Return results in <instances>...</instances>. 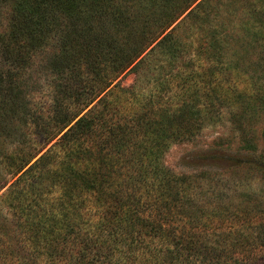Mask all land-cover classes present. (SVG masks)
Here are the masks:
<instances>
[{"label": "rangeland", "instance_id": "rangeland-1", "mask_svg": "<svg viewBox=\"0 0 264 264\" xmlns=\"http://www.w3.org/2000/svg\"><path fill=\"white\" fill-rule=\"evenodd\" d=\"M103 3L108 5L99 15L101 25L93 22L92 32L104 30L110 38L117 37L109 13H103L114 4L137 12L134 4L138 1ZM260 3L207 0L201 14L198 10L199 18L184 22L179 31L182 37L176 41L166 36L189 9L162 32L158 19L164 17L159 5L153 21L137 17L133 42L126 44L121 34L117 49L133 50L138 46L134 44H140L141 31L147 40L156 39L113 81H118L113 89L117 104L111 102L100 109L101 113L92 115L94 133L64 145L58 137L48 143L44 139L47 132L54 131L58 109L78 106L73 95L81 90L67 88V79L76 80L78 75L87 81L100 74L107 78L112 71L106 69V74L103 64L88 62L87 66L82 62L79 66L75 61L72 67L80 68L76 67L77 75L71 77L69 69L64 73L47 69L48 60L40 54L29 66L26 62L20 67L0 61V74L2 67L7 68L13 79L10 90L6 78L0 81V183L6 181L0 188V264H111L105 259L114 247L110 232L118 230L119 219H127L132 210L139 220L127 235L129 241L133 236L136 247L133 252L126 250V257L118 264H264V161L259 160L261 155L264 159V90H234V94L233 70L217 73L222 81L215 89L213 82L204 85V79L190 83L184 74L207 67L206 60L221 51L211 46H221L214 42L211 28L222 33L215 36L240 34L247 41L248 26H239V19L247 18L250 7L258 8ZM216 5L219 7L213 14ZM4 21L0 12V31ZM226 38L224 49L233 46ZM192 39L200 40L190 42ZM98 57L103 56L88 59L100 61ZM190 105L201 109L203 117L197 119L204 120L203 127L175 136L161 157L165 179L170 177L177 195L168 191L147 194V186L118 184L127 176L120 163L122 156L111 148L118 128L110 127L123 123L128 130L124 138L139 141L145 136L138 126L150 124L152 109L175 108L174 117L186 125L192 120L183 110ZM43 153L48 154L29 167ZM31 155L35 157L16 173ZM86 159L96 180L89 190L81 186L82 180L73 181V170L81 168ZM128 172L129 183L136 186L139 169L129 168ZM189 202V208L185 207Z\"/></svg>", "mask_w": 264, "mask_h": 264}, {"label": "trees", "instance_id": "trees-1", "mask_svg": "<svg viewBox=\"0 0 264 264\" xmlns=\"http://www.w3.org/2000/svg\"><path fill=\"white\" fill-rule=\"evenodd\" d=\"M130 1L133 3L138 1V5L134 4V7H137V12L131 11V8H120V6L114 4L109 12L103 13H109V21L112 25L116 26V35L119 33L117 37L110 38L104 30L100 29L101 31L98 30L99 32H92V23L97 22L101 25L99 15L102 14L101 12L108 5L104 4L103 0H0V9H4L0 10V12L5 19L4 28L0 31V61H2V64L7 63L9 66H17L26 62V66H29L34 57L40 54L48 60L47 69L52 68L53 72H63L65 69H69V73L72 72L71 77H74L75 74L77 75L75 69L76 67L80 68L79 66L82 62H84V65L87 64V66L89 65L88 62L93 66L96 63L97 65L95 66L103 64L104 67L101 68L105 69L106 74V69L112 71L107 78L105 74L103 76L100 74L98 78L92 77L87 81L84 78H79L78 75L76 80L75 78L67 79V88L70 90H81L79 93L77 91L73 95L78 106L57 110L53 124L54 131L52 133L47 132L44 142L48 143L58 137L57 140L64 145V142L69 143V141H74L80 136L94 133L95 120L92 115L96 111V115L101 113L100 109H106L111 102H113V105L117 104L114 101V99H117V95L113 89L117 87L118 81L114 84L113 81L123 70L132 65L156 39L147 40L145 32L141 31L142 37H139L140 44H134L138 46L134 47L133 50L119 51L117 49L116 45L119 44L118 38L121 34L125 38L126 44L133 42L132 34H135L138 29L135 23L137 17L146 22L153 21V19L157 18L155 16V9L159 5L163 9L160 14L164 17L162 20L158 19L159 22L161 21L160 27L162 32L176 21L183 12L189 9L173 26L171 33L166 36V38L169 36V40L176 41L182 37L179 31L184 22L189 20L190 22L195 21L199 18L198 10H200L201 14L207 2V0H200L191 8L195 0H180L182 5L176 4L175 0ZM170 5L173 9L170 8ZM217 7L219 6H215L213 14H216L217 11L215 9ZM133 15H135L134 21L132 20ZM242 23H244V28L245 24L248 26L246 30L247 41H244L240 34L237 36L236 34L234 36L229 34V37L227 35L221 37L215 36L222 33H217L216 28H211V36L214 42L216 43L217 41L221 44V46H218L212 43L211 46L212 48H216V46L222 48L221 51H217V54L214 52L212 54L214 57L206 60L209 62V65L200 71L188 70V73L184 72L185 79H188L190 83L203 81L202 79H204V85H211L213 82L215 86L213 89H215L216 84L222 81V77H218L219 80L217 79V73L220 74L222 71L228 69L233 70L235 75L234 83L231 87L234 94V90H264V0H261L258 8L257 6L253 7V5L250 7L247 18L242 17L239 19L238 25L240 26ZM142 25V27L145 26L143 22ZM200 37L204 39L203 42L207 41L205 35H200ZM226 37L233 42V46L224 49L222 41ZM196 40L200 39H192L190 42ZM98 55L103 56L101 58L98 57L100 61L88 59L90 57H97ZM77 58L85 59L78 64L77 62L80 59L77 60ZM104 58V62H101ZM145 59L146 55L138 65ZM75 61L76 65L79 66L72 67ZM2 78H6L8 81L7 89L10 90L13 79L7 68H1L0 81ZM97 79L99 81L95 85V80ZM261 80L262 83H260ZM112 94H115V98L111 97ZM230 95L234 96L233 94ZM118 96L120 97L119 94ZM237 101V98L234 99L235 103ZM193 106H184L183 111L186 109L188 117L190 115V121L192 120V122L186 125V122H179V118L174 117L175 108H158L154 111L151 108L150 114L154 119L149 122L150 124L144 125L142 123L143 125L138 126V130L145 136L139 141L136 138H124V134L128 130L127 126L123 128V123L110 127L111 129L117 127L118 130H121L120 132L117 130L115 137H112L113 141L111 144V148L122 156L120 163H122V167H125L126 170L125 176H127V180L124 177V179H120L117 182L118 184H128L127 186L134 188H138L141 185L147 186V194L155 192L157 195H164L168 191V194L173 192L177 195L178 192L174 190L175 185L170 182V177L165 179L164 171L166 169L161 163V157L172 141L179 135H182L181 132L185 133L186 131L191 134L193 130L203 127L204 120L197 119L200 116L203 117L202 111ZM99 122L101 125L105 124L100 119ZM148 134L149 136L147 137ZM47 154L43 153L29 167L33 168L36 166ZM34 157V155H31L22 165L20 164L16 169V173L23 170L26 164ZM262 158L263 156L261 155L259 160L264 161ZM102 165H104L103 159L98 163V166L101 167ZM134 167L139 169V172H137L139 178L136 180V186L129 183L130 178L128 174L130 173L128 172L129 168L133 170ZM90 169V164L86 159L81 168L77 167L73 170V181L78 183L79 180H82L83 184L81 186L88 190L94 187L93 183L96 182L91 177L92 173H90ZM5 184L6 181L1 182L0 188ZM125 205L127 206V203ZM189 205H191V202L185 207L189 208ZM126 210L128 211V206ZM128 213L127 219H119L121 222L119 227H117L118 230L114 228L110 232V238L114 243V247H110L108 253L105 255V259L111 264L121 263L124 257H126L125 255H127L125 251L129 250L133 252L136 247L133 243V236L131 241H129L127 234L133 232L135 223L138 222L139 217L138 214H135L134 210L128 211ZM154 226V229H157L156 224ZM173 243L176 245L178 242L174 239ZM115 249L117 250L116 252Z\"/></svg>", "mask_w": 264, "mask_h": 264}]
</instances>
